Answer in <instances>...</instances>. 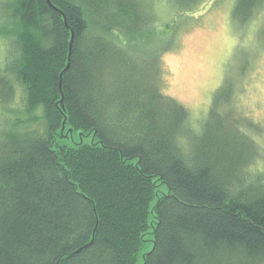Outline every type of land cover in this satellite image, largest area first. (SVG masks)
Masks as SVG:
<instances>
[{"label":"trees","instance_id":"obj_1","mask_svg":"<svg viewBox=\"0 0 264 264\" xmlns=\"http://www.w3.org/2000/svg\"><path fill=\"white\" fill-rule=\"evenodd\" d=\"M50 1L0 0V264H264L239 76L199 125L161 87L176 19L205 0H166L164 27L156 0ZM261 8L234 0L238 33Z\"/></svg>","mask_w":264,"mask_h":264},{"label":"rangeland","instance_id":"obj_2","mask_svg":"<svg viewBox=\"0 0 264 264\" xmlns=\"http://www.w3.org/2000/svg\"><path fill=\"white\" fill-rule=\"evenodd\" d=\"M233 2L205 0L192 16L182 22L176 19L180 23L176 47L163 56L161 87L188 108L191 124L199 125L207 117L214 92L223 83L225 73L230 71L231 75L239 76L234 108L238 116H245L258 126L251 128V136L263 151L264 8L238 33L230 17ZM165 3L166 0H156L157 9L153 8L158 24L163 27L175 16ZM259 24L262 26L258 27ZM260 164L264 166L263 162ZM149 247L147 244L145 249Z\"/></svg>","mask_w":264,"mask_h":264},{"label":"water","instance_id":"obj_3","mask_svg":"<svg viewBox=\"0 0 264 264\" xmlns=\"http://www.w3.org/2000/svg\"><path fill=\"white\" fill-rule=\"evenodd\" d=\"M49 2L52 4V2L49 0ZM73 38H74V33L72 32V37H71V42H70V54H69V58H70V55H71V47H72V43H73ZM69 65V63H68Z\"/></svg>","mask_w":264,"mask_h":264}]
</instances>
